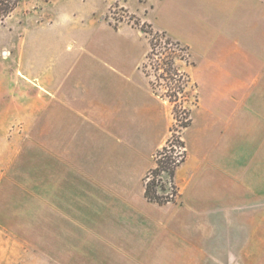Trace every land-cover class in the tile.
<instances>
[{
    "label": "crops",
    "instance_id": "0c3cea01",
    "mask_svg": "<svg viewBox=\"0 0 264 264\" xmlns=\"http://www.w3.org/2000/svg\"><path fill=\"white\" fill-rule=\"evenodd\" d=\"M160 2L178 30H153L188 49L189 64L182 70L197 97L182 134L186 159L174 176L175 202L159 206L144 198L143 179L155 167L172 123L169 104L143 72L138 46L121 37L127 29L118 28L120 37L110 42L56 45L41 52L54 59L49 65L8 71L12 83L3 88L0 155L11 157L0 159V171L22 149H43L47 227L50 222L60 228L61 244L68 241L74 256L88 241L109 246L121 258L153 253L162 259H206L208 226L220 219L230 232L221 241L226 245L221 254L236 259L233 254L244 252L245 214L236 194L246 176L260 180L261 174L244 171L238 141L235 167L219 173L232 184L229 195L225 202L214 195L217 187L208 182V100L259 98L264 0ZM252 229L254 235L255 223Z\"/></svg>",
    "mask_w": 264,
    "mask_h": 264
},
{
    "label": "rangeland",
    "instance_id": "374dc122",
    "mask_svg": "<svg viewBox=\"0 0 264 264\" xmlns=\"http://www.w3.org/2000/svg\"><path fill=\"white\" fill-rule=\"evenodd\" d=\"M164 11L160 0H19L16 9L0 22V62H6V67H0V108L5 107L4 84L9 80L12 83L8 71L24 65H49L54 59L44 58L41 52H50L56 45L71 47L110 42L118 37L115 35L118 28L127 29L121 32V37L138 46L141 60L146 64L143 72L154 91L158 95H172L166 81L159 79L161 71L156 62L167 52L160 48L152 52L151 38L141 30L149 31L144 24L147 23L156 31L162 28L177 31L172 16ZM148 53L151 55L146 60ZM177 64L186 69L185 63ZM255 90L260 93L259 98L208 100V182L217 187L214 195H219L223 202L229 195L232 184L220 180L219 173L223 168L225 171L235 167L238 141L241 146L238 150L244 157V171L261 174L260 180L246 176L243 189L238 194L234 192L242 200L246 225L244 252L233 254L236 259L221 254L226 249L221 241L230 235L226 222L221 219L213 222V227L208 226L206 259H162L153 253H128L124 255L132 258H121L119 255H123L109 246L88 241L80 245L74 256L68 241L61 244L60 228L50 222L47 227L43 149L27 147L0 171V264H264V85ZM188 94L193 111L196 104L193 105L192 96L196 92ZM242 108L248 110L244 115L238 112ZM168 115L172 126L175 124L179 131L181 115L173 114L170 105ZM11 134L12 130L9 138ZM8 151L11 153L12 148ZM9 157L0 155L3 161Z\"/></svg>",
    "mask_w": 264,
    "mask_h": 264
},
{
    "label": "trees",
    "instance_id": "16d2710c",
    "mask_svg": "<svg viewBox=\"0 0 264 264\" xmlns=\"http://www.w3.org/2000/svg\"><path fill=\"white\" fill-rule=\"evenodd\" d=\"M19 0H0V22H3L15 9ZM146 24V29L141 28L142 32L149 35L150 50L160 48L167 52L163 58L157 59L158 70L161 71L159 79L166 81V86L173 91L172 95H160L172 107L173 114H180L179 131L175 124L171 127V135L165 145L157 151L154 156L155 167L148 171L143 179L144 198L159 206L175 202L179 198L178 188L174 183V176L178 167L186 159V149L181 138V131L185 130L191 123L189 106L190 95L195 87L190 85L188 75L177 64L180 62L188 66V49L181 46L178 42L172 41L164 32L153 31L151 25ZM150 53L146 55V60L150 58ZM146 64H142L145 69ZM193 88V89H192ZM195 105L197 103L196 94L192 96ZM175 122H178L174 117Z\"/></svg>",
    "mask_w": 264,
    "mask_h": 264
}]
</instances>
